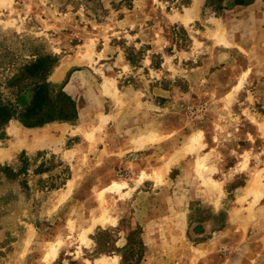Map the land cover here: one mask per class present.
<instances>
[{
	"label": "rangeland",
	"instance_id": "1",
	"mask_svg": "<svg viewBox=\"0 0 264 264\" xmlns=\"http://www.w3.org/2000/svg\"><path fill=\"white\" fill-rule=\"evenodd\" d=\"M216 4L0 0V101L78 107L0 128V264H264V0Z\"/></svg>",
	"mask_w": 264,
	"mask_h": 264
},
{
	"label": "trees",
	"instance_id": "2",
	"mask_svg": "<svg viewBox=\"0 0 264 264\" xmlns=\"http://www.w3.org/2000/svg\"><path fill=\"white\" fill-rule=\"evenodd\" d=\"M233 4H249L254 0H230ZM189 1H186L188 3ZM224 0H208V4L217 3L215 8L221 10L226 8ZM53 63L45 68L38 65L29 67V75L47 74ZM40 66V67H39ZM30 86V87H29ZM27 86L25 90L33 91L30 102L23 108L10 101H0V128L11 119H18L26 127L43 126L46 123L63 120L72 121L78 117V107L75 99L63 88L56 90L48 81H35ZM138 259L136 262H139Z\"/></svg>",
	"mask_w": 264,
	"mask_h": 264
},
{
	"label": "bare ground",
	"instance_id": "3",
	"mask_svg": "<svg viewBox=\"0 0 264 264\" xmlns=\"http://www.w3.org/2000/svg\"><path fill=\"white\" fill-rule=\"evenodd\" d=\"M16 126H17V125H16ZM26 128H27V129H26ZM34 128H38V127H25L26 130H32V129H34ZM95 129H96V128H95ZM16 131L19 132V131H20V128L17 127ZM15 144L17 145V143H15ZM16 145H15V146H16ZM5 153H8V154H9V150L3 152V154H5ZM123 185H124V183L115 182L114 187H116V188H118V189H122V188H123Z\"/></svg>",
	"mask_w": 264,
	"mask_h": 264
},
{
	"label": "crops",
	"instance_id": "4",
	"mask_svg": "<svg viewBox=\"0 0 264 264\" xmlns=\"http://www.w3.org/2000/svg\"><path fill=\"white\" fill-rule=\"evenodd\" d=\"M80 116H81V112H80ZM253 257H248V258H245L244 259V262L242 263V264H261V262L260 263H253V262H251V259H252Z\"/></svg>",
	"mask_w": 264,
	"mask_h": 264
}]
</instances>
